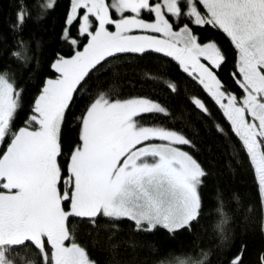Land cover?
<instances>
[{"label":"snow or ice","instance_id":"6c2138e0","mask_svg":"<svg viewBox=\"0 0 264 264\" xmlns=\"http://www.w3.org/2000/svg\"><path fill=\"white\" fill-rule=\"evenodd\" d=\"M15 6L10 30L21 35L32 11L28 0ZM205 28L223 32L236 50L231 79L239 91L219 78L226 55L197 35ZM61 38L72 54L53 60L54 78L45 80L26 126L17 130L22 90L0 74V264H16L29 246L42 264H97L76 243L74 218L91 229L126 220L137 232L189 231L198 222L207 172L184 150L192 142L172 128L141 123L169 117L167 107L148 97L100 93L78 117L73 111L92 75L121 56L161 54L202 87L249 158L264 210V0H69ZM16 48L28 51L22 39ZM160 83L171 95L179 91L174 81ZM189 102L211 116L201 98ZM74 120L79 134L65 158L62 132ZM201 256L182 264H204L208 253ZM231 264H243L242 252Z\"/></svg>","mask_w":264,"mask_h":264},{"label":"trees","instance_id":"16d2710c","mask_svg":"<svg viewBox=\"0 0 264 264\" xmlns=\"http://www.w3.org/2000/svg\"><path fill=\"white\" fill-rule=\"evenodd\" d=\"M49 2L51 0H28L33 19L28 21L23 33L17 35L10 30V24L15 20V0H0V74L7 73L14 87L22 90L13 130L26 126L45 80L54 78L50 68L53 60L58 54H72L61 38L69 0H55L52 9L43 7ZM37 4L42 8L38 9ZM38 15L40 19H36ZM110 30L114 31V26H110ZM71 31L75 34L76 27ZM197 35L202 41H215L223 49L227 62L219 72V78L230 90L239 91L231 79L237 53L229 38L211 28L201 29ZM21 39L27 46L26 54L23 49L16 48ZM14 51L21 53L19 60L13 58ZM161 80L174 81L178 93L169 94L161 86ZM100 93L119 99L148 97L162 103L169 110V117L146 116L141 123L169 127L183 133L192 142V146H184V150L202 165L207 177L201 189L199 220L191 230L169 233L159 228L152 232H137L126 220L115 224L104 220L96 229H91L74 218L70 228L76 243L84 247L97 264H182L191 257L203 259L201 253H208L204 264H231L241 252L243 264H261L264 210L257 195L253 169L238 138L199 85L182 73L176 62L153 53L143 58L121 56L94 73L78 93L73 109L76 116L91 98ZM193 97L206 102L211 116L193 107L189 102ZM217 125L224 128L223 134L217 130ZM78 134L75 120L64 127L65 158ZM224 219L227 223L221 226V231L218 225ZM20 256L22 259H18L17 264H42L41 255L31 246L22 249Z\"/></svg>","mask_w":264,"mask_h":264},{"label":"rangeland","instance_id":"374dc122","mask_svg":"<svg viewBox=\"0 0 264 264\" xmlns=\"http://www.w3.org/2000/svg\"><path fill=\"white\" fill-rule=\"evenodd\" d=\"M109 2H111V0H109ZM114 16H115V18H119L117 14H114ZM142 18L145 19V20H149V21H151V20L153 19L152 16H149V15H147V14H144ZM145 126H148V125H145ZM185 151H186V150H185ZM16 264H17V263H16ZM26 264H27V263H26ZM28 264H29V263H28Z\"/></svg>","mask_w":264,"mask_h":264},{"label":"flooded vegetation","instance_id":"af4514ba","mask_svg":"<svg viewBox=\"0 0 264 264\" xmlns=\"http://www.w3.org/2000/svg\"><path fill=\"white\" fill-rule=\"evenodd\" d=\"M203 42H208V40L207 41H203ZM215 42V41H214ZM201 89H202V87L201 86H199ZM202 91L205 93V91L202 89ZM205 95H207L206 93H205ZM208 96V95H207ZM209 97V96H208Z\"/></svg>","mask_w":264,"mask_h":264}]
</instances>
